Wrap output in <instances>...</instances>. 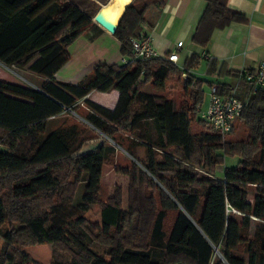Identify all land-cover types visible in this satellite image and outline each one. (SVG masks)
Returning a JSON list of instances; mask_svg holds the SVG:
<instances>
[{
  "label": "trees",
  "instance_id": "trees-1",
  "mask_svg": "<svg viewBox=\"0 0 264 264\" xmlns=\"http://www.w3.org/2000/svg\"><path fill=\"white\" fill-rule=\"evenodd\" d=\"M86 1L0 0V63L49 81L36 90L0 80V264H40L23 249L45 244L53 247L50 264H264V87L253 92L240 73L206 63V76L237 79L235 96L245 104L236 122L247 139L225 140L196 118L206 82L192 74L201 61L195 54L182 66L187 78L178 107L143 92L181 79L182 70L164 58L99 66L79 85L54 84L68 48L95 26ZM203 1L194 45L206 48L215 31L247 23L228 0ZM164 3L133 0L126 7L113 34L122 57H130L148 8ZM111 90L119 92L113 111L87 101L79 116L129 155V168L109 162L117 149L108 141L82 151L83 141L73 148L75 125L49 126L66 110H79L89 93ZM231 91L217 85L221 96ZM144 122L155 140L137 134ZM226 157L238 162L217 178ZM107 167L131 181L126 209L118 187L99 201ZM83 176L81 202L73 205ZM96 204L100 222L92 224L85 214Z\"/></svg>",
  "mask_w": 264,
  "mask_h": 264
},
{
  "label": "crops",
  "instance_id": "crops-1",
  "mask_svg": "<svg viewBox=\"0 0 264 264\" xmlns=\"http://www.w3.org/2000/svg\"><path fill=\"white\" fill-rule=\"evenodd\" d=\"M69 1L84 2V0ZM102 1L104 3L96 7L92 6L90 1H86L88 10L95 15H102L115 27L126 7L133 2V0ZM228 7L243 13L247 17V23H233L222 30L215 31L206 48L196 46L191 41L205 8L203 0H165L161 8L149 7L146 13L147 22L143 25L146 26L145 33L151 37L152 44L160 56H166L173 50H177L178 66H183L186 59L193 54L200 57L199 68L192 74L196 79L206 82L201 88L204 95L203 102L197 107L201 110L207 106L211 87L226 85L230 90H233L237 86V79L227 75L218 76L216 73L206 76V63L209 60L213 59L217 62V71L223 66L225 72L233 73H240L242 70L252 71L258 64L264 63V0H228ZM178 42H183V46L177 49ZM68 52V61L55 73L54 79L51 81L54 84L79 85L85 82L99 66H121L120 43L113 34L108 33L96 23L68 48ZM0 65L3 64L0 63ZM11 68L26 70L33 81L28 88L40 90L45 83L49 82L47 79L31 73L28 67ZM0 80L6 81L4 78H0ZM171 80H175L180 85V90L183 93V84L186 80L183 78L167 80L164 90ZM15 82L10 81L9 83L16 84ZM145 88L144 93L153 95L146 92ZM151 88L153 87L151 86ZM87 101L113 111L118 105L119 92L116 90L93 91L77 104L86 108L85 102ZM198 116L196 112V118L199 120ZM43 246L47 249L35 248L32 250V254H26L25 249L23 252L40 264H50L52 245L45 244Z\"/></svg>",
  "mask_w": 264,
  "mask_h": 264
},
{
  "label": "rangeland",
  "instance_id": "rangeland-1",
  "mask_svg": "<svg viewBox=\"0 0 264 264\" xmlns=\"http://www.w3.org/2000/svg\"><path fill=\"white\" fill-rule=\"evenodd\" d=\"M89 1L91 5L92 6L94 5L95 7L104 3L102 0H89ZM120 1L122 2L124 0H120ZM29 76L30 75H28L25 69L22 71L13 68H7L6 66L0 65V78H4L6 82L16 81L15 82L16 85H20V86L23 85L26 87H30L33 81L32 79H30ZM166 86L167 87L163 92L156 91L153 88H151V86H147L145 88V91L153 94V96H156L158 98H163L165 100L171 101L172 103L175 104L176 107L180 106L182 102V92L180 90V85L175 80H171L167 83ZM197 110L198 108H196L195 111L197 112ZM86 112L87 110L83 105H79V110L77 111L66 110L65 111L66 115L53 119L50 122L49 125L50 130H56V129L68 130L71 126L75 125L76 135L73 141V148L78 146V144L83 141L84 142V146L82 149L83 151L85 149H89L95 146V144L99 143L100 141L106 140L111 145L115 146L117 149L115 155L111 158L109 162L121 168H129L131 162V158L129 157V155L123 149L117 147L116 144L111 139L105 137L99 130L89 125L85 120H83L81 116H79V114L84 116ZM141 124L144 125H142L140 130L138 129L137 134H143V135L146 134L148 138H150L152 141L155 140L156 136L151 123L148 122L149 125L146 124V122ZM234 125H235V131L232 134L230 133L224 136V139L225 140L247 139V135L243 132V128L239 124V122L235 121ZM192 130L198 132L199 128H197L196 124H194ZM116 136H126V135L123 132L119 131L118 135ZM134 137H136V135H134ZM237 162L238 159L236 157L224 158L223 164H220L215 168L216 177L221 178L223 176L224 169L227 167L229 168L235 166ZM81 180L82 181L78 183V185L76 186L73 205H76L78 202H81L82 199V194L85 189L86 177L83 176ZM102 183L103 185L100 189L99 201L106 202L108 199L113 198L115 196V189L118 187L121 190L122 208L126 209L130 194V185H131V181L129 177L115 174L112 168L107 167L103 170L102 173ZM252 197L253 194H250V199ZM85 217L92 224L99 223L100 222L99 204L91 206L89 211L85 214ZM6 229H7V225L2 227V231H5ZM1 245H2V233L0 231V248ZM35 248L40 250L47 249V247H44L43 245H37V246L25 248V253L32 254V250ZM52 252H53V247H52Z\"/></svg>",
  "mask_w": 264,
  "mask_h": 264
},
{
  "label": "built area",
  "instance_id": "built-area-1",
  "mask_svg": "<svg viewBox=\"0 0 264 264\" xmlns=\"http://www.w3.org/2000/svg\"><path fill=\"white\" fill-rule=\"evenodd\" d=\"M146 26L142 27V33L139 37L130 40L131 51L130 57H122L121 66L131 64L135 61H148L156 58L167 59L173 65L178 66V51L173 50L166 56H160L155 50L151 37L145 32ZM183 42H178L176 48H181ZM182 70L181 78H187V72L182 66H178ZM240 77L252 86L253 92L258 88L264 87V63L258 64L252 71L242 70ZM236 87L229 95L221 96L217 93V87L210 88L209 100L205 109H198L199 120L208 127L219 132L222 136L231 133L232 127L236 119L242 113L245 104L235 96Z\"/></svg>",
  "mask_w": 264,
  "mask_h": 264
},
{
  "label": "water",
  "instance_id": "water-1",
  "mask_svg": "<svg viewBox=\"0 0 264 264\" xmlns=\"http://www.w3.org/2000/svg\"><path fill=\"white\" fill-rule=\"evenodd\" d=\"M93 22L98 24L101 28H103L110 34H114L116 30V27L112 23L104 19L102 15H95L93 18Z\"/></svg>",
  "mask_w": 264,
  "mask_h": 264
}]
</instances>
